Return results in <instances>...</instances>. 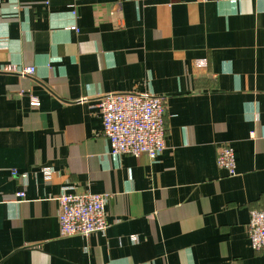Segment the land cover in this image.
I'll list each match as a JSON object with an SVG mask.
<instances>
[{
    "label": "crops",
    "instance_id": "1",
    "mask_svg": "<svg viewBox=\"0 0 264 264\" xmlns=\"http://www.w3.org/2000/svg\"><path fill=\"white\" fill-rule=\"evenodd\" d=\"M128 92L166 102L155 160L112 154L103 133L98 99ZM63 190L108 194L109 227L61 235ZM255 208L264 0H0V264H264Z\"/></svg>",
    "mask_w": 264,
    "mask_h": 264
},
{
    "label": "built area",
    "instance_id": "2",
    "mask_svg": "<svg viewBox=\"0 0 264 264\" xmlns=\"http://www.w3.org/2000/svg\"><path fill=\"white\" fill-rule=\"evenodd\" d=\"M71 29L78 31L76 26ZM207 64L206 58L196 60L197 67H205ZM5 69L23 76L34 75L36 72L35 66L17 68L9 65ZM32 104L37 106L40 102L34 97ZM97 106L101 110L103 133L109 139L112 154L136 157L147 155L155 160L165 150L167 105L163 97L151 93H110L101 96ZM217 164L228 175L237 174L236 156L231 144L225 142L220 146ZM13 174L19 173L13 170ZM44 174L50 179L51 169L45 168ZM16 196L23 198L25 192L19 191ZM57 200L60 233L63 236H88L105 231L110 225L108 194L63 190ZM247 229L252 247L264 250V208L251 210Z\"/></svg>",
    "mask_w": 264,
    "mask_h": 264
}]
</instances>
